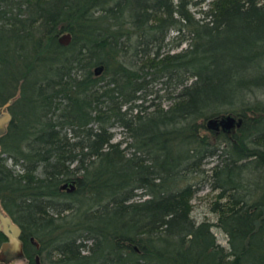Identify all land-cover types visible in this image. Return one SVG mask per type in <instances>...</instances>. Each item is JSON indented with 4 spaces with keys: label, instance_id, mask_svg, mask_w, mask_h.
I'll use <instances>...</instances> for the list:
<instances>
[{
    "label": "trees",
    "instance_id": "obj_1",
    "mask_svg": "<svg viewBox=\"0 0 264 264\" xmlns=\"http://www.w3.org/2000/svg\"><path fill=\"white\" fill-rule=\"evenodd\" d=\"M10 98L0 203L26 264H264V0H0ZM204 182L215 222L191 215Z\"/></svg>",
    "mask_w": 264,
    "mask_h": 264
},
{
    "label": "rangeland",
    "instance_id": "obj_2",
    "mask_svg": "<svg viewBox=\"0 0 264 264\" xmlns=\"http://www.w3.org/2000/svg\"><path fill=\"white\" fill-rule=\"evenodd\" d=\"M206 3L204 5H201V8H204ZM189 10L193 14L194 17H200L201 13L199 11V4L189 5ZM175 31H170L169 36L167 40L171 39L172 36H174ZM185 43H181L178 46H173L170 49V51H178L181 49V47H184ZM168 48V46H165V49ZM153 89H157V93L164 95L166 93V89H164L163 84L160 82V80L154 81L150 85ZM159 97L155 96L153 101L157 102L159 101ZM150 100L146 101L145 103L149 102ZM170 104V100L162 99V106L166 107ZM114 131V138L113 140H119V139H129L128 133L121 128L120 126L113 127ZM215 162V158L209 157L206 159V161L203 164L204 168L210 167ZM9 163V161H8ZM202 176H196L193 178V181L199 180V178ZM205 181V180H204ZM205 184L202 185L201 189H199L197 192L194 193V195L191 198V204H192V210L191 215L196 221L201 220H209L211 222H215L217 219V212L213 211L211 209V205L213 201L217 197V190L211 189L210 184L208 182H204ZM138 195L135 198L138 199L139 197H145ZM211 230L213 231L214 235L216 236V239L218 242H220L222 245L227 246L228 240L227 236L218 226L212 225ZM40 262V259H39ZM8 264H26L27 259L24 258L22 255L13 256L8 262ZM44 263L48 264V260L44 259ZM41 264V262H40Z\"/></svg>",
    "mask_w": 264,
    "mask_h": 264
},
{
    "label": "water",
    "instance_id": "obj_3",
    "mask_svg": "<svg viewBox=\"0 0 264 264\" xmlns=\"http://www.w3.org/2000/svg\"><path fill=\"white\" fill-rule=\"evenodd\" d=\"M70 40V33L66 32L59 36V41L66 44ZM102 70V66L96 67L94 72L98 74ZM13 98L8 99L0 107V136L3 135L7 130V125L11 121L12 115L9 111V106L12 103ZM235 123H239V119H236L234 115L224 114L218 118H211L208 120V125L219 128L221 127L224 130L231 128ZM62 188H65L67 191H72L75 187L73 181L64 182ZM261 215L254 220V229L256 231L258 226L261 223V220L264 218V204L261 205ZM0 230L6 236V240L1 242L0 251L10 250L12 252V257L17 255H22V240L20 239L21 229L20 227L11 219L8 213L5 212L1 203H0ZM36 264H40L39 255L35 256Z\"/></svg>",
    "mask_w": 264,
    "mask_h": 264
},
{
    "label": "flooded vegetation",
    "instance_id": "obj_4",
    "mask_svg": "<svg viewBox=\"0 0 264 264\" xmlns=\"http://www.w3.org/2000/svg\"><path fill=\"white\" fill-rule=\"evenodd\" d=\"M6 237V236H5ZM5 238L4 240H6ZM21 239V238H20ZM3 240V241H4ZM1 245V244H0ZM12 258V252L10 250H5L3 252L0 251V263L1 264H8L7 262Z\"/></svg>",
    "mask_w": 264,
    "mask_h": 264
}]
</instances>
